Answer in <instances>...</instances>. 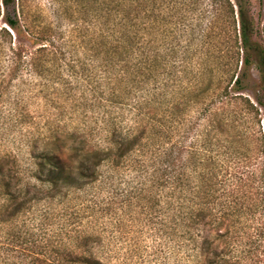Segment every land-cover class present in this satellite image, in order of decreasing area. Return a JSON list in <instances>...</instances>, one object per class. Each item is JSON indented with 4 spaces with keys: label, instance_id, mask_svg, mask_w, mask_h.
<instances>
[{
    "label": "rangeland",
    "instance_id": "1",
    "mask_svg": "<svg viewBox=\"0 0 264 264\" xmlns=\"http://www.w3.org/2000/svg\"><path fill=\"white\" fill-rule=\"evenodd\" d=\"M211 2L146 0L143 4L156 10L145 26L134 18L137 0H16L8 6L0 0V161L23 186L31 175L26 135L31 132L36 137L39 132L29 123L22 124L20 115L44 122L56 111L42 110L43 102L32 95L35 83H21V75L38 81L49 59L57 67L62 65L89 20L107 26L114 21L117 16L106 13L109 8L132 20L135 34L166 43L189 40L194 29L197 37L199 25L208 20L216 25L208 49L197 43L190 71L180 83L190 104L188 112L172 125L152 126V135L139 152L102 167L98 183L66 197H33L35 202L26 210L20 208L17 220L0 225V264H78L85 257L104 264H204L205 258L213 257L190 252L192 246L184 236L185 218L191 214H206L207 223L213 222L205 232L195 231L198 243L215 235L210 228L222 225L232 231L224 238L226 247L234 250L230 257L245 262L255 249L264 255V208L258 207L264 192L259 75L255 66L244 67L242 53L234 67L235 78L228 75L232 60L224 41L229 19L222 2L218 14L208 19ZM251 2L264 46V0ZM9 19L19 22L16 29L8 25ZM20 47L25 52L19 60L15 55ZM243 74L247 83L234 85ZM74 88L81 103L92 98L87 83ZM88 110H68L60 115V127L84 130L83 138L91 145L114 149L113 139L97 127ZM171 147L177 153L181 148L188 166L187 172L174 173L175 180L164 173L165 154ZM63 251L72 253L75 263L66 261Z\"/></svg>",
    "mask_w": 264,
    "mask_h": 264
},
{
    "label": "trees",
    "instance_id": "2",
    "mask_svg": "<svg viewBox=\"0 0 264 264\" xmlns=\"http://www.w3.org/2000/svg\"><path fill=\"white\" fill-rule=\"evenodd\" d=\"M137 1L139 5L134 11L138 15L134 18H139L145 26L149 25L150 13L155 12L156 7L145 6L143 3L146 0ZM4 2L6 6L12 2L16 4V0ZM221 2L229 19L224 46L231 54L232 63L227 73L233 74L231 79L235 78L233 71L242 55L245 68L255 66L260 82L258 88L262 93L258 100L264 107V46L251 10L252 2L234 0L236 10L231 0H212L210 11H207L208 19L218 14ZM104 10L105 7H102L101 11ZM106 13L117 17L108 26L89 20L86 27L79 30L73 41V50L64 56L62 65L57 67L53 58L49 59L38 81L27 80L21 75V83H35L32 95L35 100L43 102L42 110L56 113L44 122H36V117L29 114L20 115L22 124L29 123L39 133L36 137L31 132L26 135L31 157V175L27 185L15 183L5 171V161H0V225L17 220L20 208L26 210V205L35 202L33 197H66L98 183L102 167L114 165L139 152L144 140L150 139L152 126L172 125L176 117L190 109L180 83L190 71L197 43L203 50L209 48L207 40L216 27L213 19L204 26L199 25L197 37L194 29L189 40L166 43L159 37L145 39L135 34L132 20L129 21L125 15L121 17L120 11L109 8ZM7 23L13 29L19 24L11 19ZM24 52L25 49L20 47L15 57L22 59ZM247 78L243 74L232 81L234 85L241 86L247 83ZM78 83H87L91 87L92 98L84 99L82 103L80 98H76L74 85ZM80 108L89 109L97 127L113 139L114 149L91 145L83 138L84 130L60 127V115L68 114V110L76 112ZM182 153L181 148L177 153L171 147L170 152L165 154L167 164L164 173L168 178L175 180L174 173L187 172L188 166ZM260 170L263 177L264 167ZM204 191L207 199V189ZM263 194L258 201L260 209L264 208ZM208 219L206 214H191L185 218L187 231L184 236L188 238V247L192 246L190 252H198L201 258L213 257V260L207 261L205 258L204 264H264V255L259 249L245 257V262L235 256L230 257L234 255V250L226 247L224 238L232 231L225 227L222 229V225L210 228L215 235L210 233L198 243L196 232H205L208 229L206 225L213 224L207 223ZM200 225H203L202 229H198ZM71 254L67 251L61 253L66 261L75 263ZM76 263L104 264L93 257H85Z\"/></svg>",
    "mask_w": 264,
    "mask_h": 264
}]
</instances>
